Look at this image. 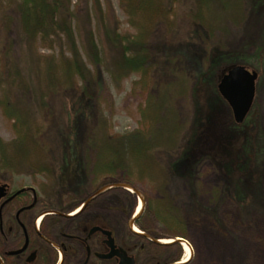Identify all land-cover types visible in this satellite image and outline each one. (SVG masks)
<instances>
[{
    "label": "rangeland",
    "instance_id": "374dc122",
    "mask_svg": "<svg viewBox=\"0 0 264 264\" xmlns=\"http://www.w3.org/2000/svg\"><path fill=\"white\" fill-rule=\"evenodd\" d=\"M18 1L0 0V34L4 24L10 22V8ZM164 2L168 6L169 0ZM99 5L100 10L94 0H71L70 4L76 16L73 23L76 43L94 75L93 83L87 85L75 79L76 91L73 88H57L45 92L48 112L44 117L35 119V127L38 124L42 127L36 140L39 150L31 151L30 158L35 160L33 164L52 169V173H36L23 168L25 171L19 174L10 172L7 181L0 179V185L8 184L14 191L22 188L36 191L38 211L45 213L35 222L34 228L41 229L51 239L59 231L74 233V222L59 219L56 213L74 216L81 210V207L76 208L94 197L99 190L128 185L139 193V198L123 188L107 190L100 198L96 199L95 196L92 199L85 218L91 222L104 220V228L111 230L119 245L135 256V248L129 246L131 241H135V247L144 241L133 237L130 222L135 215L136 205L141 203L144 210L136 222L147 231V236L158 241L156 244L160 246L159 256L162 259L160 264H165L176 255L161 248L176 240L170 237L174 230L155 218L150 212V204L154 208L158 205L162 197L159 186L166 183L169 198L184 218L183 240L192 250L188 264H264V156L258 190L257 186L246 182L243 173L236 167L239 163L237 156L226 154L227 157L221 160L214 153L219 150L218 147H227L237 140L228 127L230 112L213 90L222 67L229 68L237 63L258 73L253 106L259 115L264 143V0H246L244 22L239 26H229L224 35L210 34L191 21L188 16L193 8L191 3H183L181 7L175 5L173 13L168 9L170 13L165 22L153 23L145 28H141L142 22H130L120 0H99ZM102 17L127 38L147 32L151 59L149 74L153 78L151 84L142 82L140 75H131L119 82L112 79L106 67V62L110 61L109 53L104 58ZM12 26L10 32L5 31V41L0 43V101L3 102L8 89L6 79L10 72L7 65L12 60L5 57V53L10 44L17 61H27L25 68L28 73L23 74V79L29 82L26 96L30 99L33 97L32 104L36 106L34 100L37 99L39 83L46 77L42 72L50 64L47 61L54 56L55 64L60 65L63 51L66 58L71 55L65 47L64 50L59 45L51 48L37 42L29 52L30 56L23 59L26 48L20 44ZM90 32L102 51L103 61L97 66L88 59ZM1 44L5 48H1ZM36 67L32 73L31 70ZM38 68L41 70L39 75L36 73ZM167 86L170 87V93L167 92L169 100L174 96L170 113L178 117L180 130L177 139L175 137V147L161 163V168H154L150 176L141 173V164H134L131 173L119 171L115 177L104 176L103 162L95 161L99 155L92 143L96 137L104 136L105 122L106 132L110 136L142 129V110L147 97L156 96L160 93L159 88ZM17 92L10 95L15 104L24 98L20 88ZM36 108L30 111L37 114ZM165 113L162 110L159 116L164 117ZM14 124L0 105V138L5 144L16 139ZM162 154L159 156L155 153V156L162 159ZM70 160H74L71 172L75 174L71 182L63 184L57 177L68 170L66 167ZM220 190L223 194L219 196ZM240 190L261 193L255 206L248 211H242L231 200ZM32 200L30 194L26 202L31 203ZM135 227L144 233L138 224L135 223ZM180 246L182 253L179 262H183L185 254ZM51 249H43L41 264L50 263L48 251L55 253ZM4 250L5 245L0 238L1 255ZM12 262L5 261V264Z\"/></svg>",
    "mask_w": 264,
    "mask_h": 264
},
{
    "label": "trees",
    "instance_id": "16d2710c",
    "mask_svg": "<svg viewBox=\"0 0 264 264\" xmlns=\"http://www.w3.org/2000/svg\"><path fill=\"white\" fill-rule=\"evenodd\" d=\"M100 10L99 0H94ZM123 9L130 18V22L137 24L142 22L141 28L148 27L153 23L165 22L170 9L174 12V6L181 7L183 3H191L193 8L188 14L189 19L210 34L220 33L226 34L229 26H239L244 22L246 17V0H169L168 6L165 5V0H120ZM164 2V4H163ZM71 0H19L10 9L8 24L5 23L0 34V43L5 41V31L10 32V27H14V32L18 36L20 44L25 46L26 51L23 54V59L29 57V52L35 43H42L54 47L59 45L63 50L70 53V58H66L64 52L61 54L59 64H55L54 56L47 61L50 63L45 72H42L45 78L39 83V92L37 99L33 102V97L30 99L28 95L29 85L26 79H23V74L28 73L27 61H17L14 56L12 46L9 44L5 57L11 58V62L7 65L10 75L6 79L7 90L3 97V102L0 105L6 112L9 119L14 120V130L16 132V139L10 144H5L0 138V179L7 181L10 172L19 174L24 172V169L29 168L36 173H52V169H47L44 166L33 164L35 160L30 158L31 151H36V140L39 137L41 124L35 127V119L42 118L46 115L47 105L45 103L46 93L50 90L60 89H74L77 90L76 80L83 84L91 85L94 81V75L89 70L84 62L82 55L78 49L73 23L75 14L70 9ZM170 13V12H169ZM14 14V15H13ZM92 16L91 14H89ZM139 19V20H138ZM160 21H157V20ZM11 24V25H10ZM101 25L103 26L104 38V58L109 53L110 61L106 62V67L116 82L121 81L131 75H140L141 81L151 84L153 78L150 76L151 65L150 51L146 41L147 32L139 33L136 37H124L120 35L117 28H112L111 25L102 17ZM16 27V29H15ZM10 43V42H9ZM64 43V44H63ZM1 48L5 45L1 44ZM1 53V50H0ZM102 51L96 43L95 36L92 32L89 33L88 40V59L97 66L102 63ZM48 59V58H46ZM15 60V61H13ZM40 63V62H38ZM14 64L12 67L11 65ZM24 64V67L22 66ZM238 66V64L231 65L229 68H220L218 71V80L213 86V90L217 97L225 103L231 115V122L229 124L230 132L236 138V142L229 146H220L219 150L214 153L218 155L221 160L225 159L226 154L237 156L239 163L237 168L243 173L246 182L257 186L258 190L262 180L261 165L264 156L263 131L260 126V119L256 113L254 106L248 115L247 119L242 125H237L233 119L228 104L222 99L218 92V83L225 73L231 68ZM244 66V65H242ZM247 67V66H245ZM11 68V69H10ZM249 68V67H247ZM37 69L31 70L32 73ZM38 68V75L41 73ZM76 79V80H75ZM156 82L153 83L155 85ZM31 87V86H30ZM21 89L22 98L20 103H14L10 99V95L18 94L17 90ZM170 87H162L160 93L155 96L147 97L143 108L144 127L130 133L119 136H110L107 131V124L105 122L104 136L96 137L92 143V147L96 150L99 158L95 161L103 162L104 176L115 177L119 171L131 173L134 164H141L143 170L142 174L152 175V170L161 168L170 151L175 147L177 135L179 133L178 117L170 109L174 101L169 100ZM82 92L85 89L82 88ZM169 92V93H167ZM23 101V102H22ZM27 101V102H25ZM172 101V102H171ZM37 102V103H36ZM28 103V104H26ZM38 109H37V108ZM36 108L37 114L30 109ZM165 111L164 117L159 116L160 111ZM31 113V114H30ZM34 115V116H33ZM41 122V120H38ZM43 124V123H42ZM98 136V135H97ZM176 137V139H175ZM41 147V146H40ZM39 150V149H38ZM73 152L74 150L70 149ZM37 152V151H36ZM40 152V151H39ZM155 153L162 154V159L156 158ZM160 156V155H159ZM216 156V155H214ZM227 157V156H226ZM165 158V159H164ZM146 162V164L143 162ZM68 170L60 173L57 179L61 183H69L75 173L74 160H70ZM24 168V169H23ZM95 168V167H94ZM155 168V169H154ZM107 185H110L108 183ZM166 183L161 184V200L157 202L154 208L150 204V212L155 218L165 226L173 229L174 232L170 237L184 238L182 232L185 229V222L181 211L178 210L169 194L166 191ZM255 191V190H254ZM219 196L223 194L220 190ZM260 191L249 192L240 190L237 194L232 196L233 204L239 207L242 211H248L257 203ZM228 197V196H227ZM256 202V203H255ZM5 217V216H4ZM3 217V218H4ZM5 222V218H4ZM4 224V223H3ZM145 234L147 231L138 223ZM137 240H142L144 243L136 246V243L131 241L129 246L135 248L136 264H160L162 259L159 256L160 246L155 242L149 241L143 235H133ZM0 238L5 245V235L1 234ZM169 253L174 252L175 258L168 260L165 264H174L180 261L182 249L179 243H172L166 247H161ZM128 251V250H127ZM4 253L0 254V258L4 260ZM1 264V263H0ZM4 264V261L3 263Z\"/></svg>",
    "mask_w": 264,
    "mask_h": 264
},
{
    "label": "flooded vegetation",
    "instance_id": "af4514ba",
    "mask_svg": "<svg viewBox=\"0 0 264 264\" xmlns=\"http://www.w3.org/2000/svg\"><path fill=\"white\" fill-rule=\"evenodd\" d=\"M30 194H32L33 200L28 203L26 199ZM103 194L97 195L96 199ZM38 202V196L34 189L22 188L14 191L8 185L7 195L0 201V231L5 235L4 264L5 261L11 260L12 264H41L40 256L45 247L52 248L55 253L57 252L55 255L53 251H48L49 264H104V262L119 264L116 258L104 260L98 257V255L104 256L109 252L104 236V230L108 229L104 228V220L101 222L86 220L87 208L91 206L93 200L74 216L56 213L59 219L74 222V233L59 231L52 239L45 235L41 229L34 228L35 222H38L45 213V211H38ZM3 217L5 222H3ZM95 228L99 230L92 232ZM112 235L116 246L123 248L119 245L113 232ZM148 240L154 242V240ZM23 248L25 249L22 253L12 255ZM127 253L132 256L130 252L127 251ZM0 263H3L2 258H0Z\"/></svg>",
    "mask_w": 264,
    "mask_h": 264
},
{
    "label": "water",
    "instance_id": "95a60500",
    "mask_svg": "<svg viewBox=\"0 0 264 264\" xmlns=\"http://www.w3.org/2000/svg\"><path fill=\"white\" fill-rule=\"evenodd\" d=\"M258 77L259 76L257 72L252 71L245 66L238 65L231 68L227 73H225L218 83V92L222 99L228 104L229 108L231 109L233 119L237 125H242L252 110L256 96V83L258 81ZM110 187L111 188L105 187L101 189L96 193V195H94V197L113 188H123L129 192L132 191L130 193L134 194L137 198H139V193L128 185H116ZM7 189L8 185H0V201L6 197ZM94 197L90 198L85 203H82L78 208H85ZM135 208L137 209V205ZM136 209L135 215L133 216L130 222V229L135 234L144 235L148 237L142 232H135V222L142 215L144 210L142 206L141 211L136 214ZM96 230L99 229L95 228L92 230V232H95ZM104 236L106 237L105 244L109 248V252L105 253L104 256L98 255V257L104 260H111L113 258H116L118 259L119 264H136V259L134 256H130L126 250L116 246L111 231L104 230ZM155 242L157 243L158 241ZM175 242L182 245V243L185 241L182 238H178L172 243ZM24 249L25 248L16 253H13L12 255L22 253ZM174 264H188V262H177Z\"/></svg>",
    "mask_w": 264,
    "mask_h": 264
},
{
    "label": "bare ground",
    "instance_id": "6f19581e",
    "mask_svg": "<svg viewBox=\"0 0 264 264\" xmlns=\"http://www.w3.org/2000/svg\"><path fill=\"white\" fill-rule=\"evenodd\" d=\"M130 192H132V191H130ZM141 208H142L141 203H138L137 209H136V212H137L136 214H138L141 211ZM135 232L141 233V231L137 228H135ZM182 248H183V251L185 254V257H184V260L182 263H186V262H188V260L190 259L191 255H192V250L186 242L182 243Z\"/></svg>",
    "mask_w": 264,
    "mask_h": 264
}]
</instances>
